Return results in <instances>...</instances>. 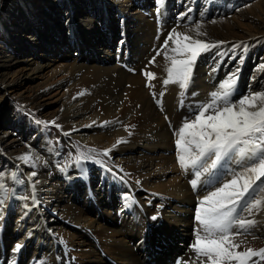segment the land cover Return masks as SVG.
Segmentation results:
<instances>
[{"label":"bare ground","instance_id":"bare-ground-1","mask_svg":"<svg viewBox=\"0 0 264 264\" xmlns=\"http://www.w3.org/2000/svg\"><path fill=\"white\" fill-rule=\"evenodd\" d=\"M114 1L116 0H88L86 2L88 7H93L96 3L95 9H88L84 16L77 19L74 15L83 8L80 4L74 8L66 5L55 10L49 6L43 7L44 12L51 15L55 23L67 35L63 33L57 42H62L66 38V43L63 41L65 43L63 48L76 50L73 52L77 55L73 62V69L63 84L78 78L82 80L78 93L74 95L71 93V96L67 95L68 97L64 99L68 118L72 119L73 123L79 119L88 118L90 111H97L93 114L105 119L102 118L103 121L98 119V126L104 131L103 134L114 136L107 145L106 142L100 143L96 136L92 138L86 130L79 128L74 131L70 129L69 137L79 138L88 151L96 150L89 155L91 159L104 165L108 171L107 173L104 169L107 176L98 178V182L93 178L85 183L80 178L82 176L77 171L68 170L69 167L64 166L62 160L59 167L65 172L58 173L59 171L53 170L56 161L52 153V145L45 144L40 130L34 133L31 139L25 141L30 145V158L38 159L37 168L31 170L30 164L16 168L5 158V153L13 149L18 150L24 144V139L21 135H17L15 139L6 142L5 138L7 140L9 132L0 126V172L4 173L2 182L11 188L10 199L15 205V210L7 208L4 205L7 198L0 199V264H13V261L15 264H40L41 261L44 264H156L166 258L167 253L164 250L170 249L174 254L178 246L182 247L183 253L175 255L172 264H201V261H207V258L203 256L197 258L190 247L195 239V230L199 228L193 214L194 210L192 211L194 204L199 202L200 197L207 190H213L214 186H218L221 180L232 179V173L242 174L238 178L236 188L255 178L256 173H243L242 170L248 166L246 162L241 161L239 157H233L224 161L219 169L213 170L215 178H212V186L201 182L196 189H193L190 181L195 178L194 170L187 168V172H183L185 175H181L182 177L179 175L180 182L171 187L167 196L161 193L160 198L152 195V197L142 195V198L135 193L139 190L138 187L141 189L143 185L168 178L175 172L174 167H167V163L160 159L163 153L177 148L176 139L180 138L179 129L185 121L192 119L193 109L196 106L208 102L210 93L217 91L219 84L230 76L235 78L232 101H238L242 96L250 93L264 92V66L258 63L255 65L252 61L246 60L245 52L241 53L239 50L243 47L240 40L223 33L227 38L225 41L209 44L210 47L207 50H199L186 90L182 91L177 83L173 82L165 86L163 81L167 78L166 68L172 66L171 58L175 56L176 59H184L191 55L183 49L186 42L182 36L179 38L181 54L177 55L171 51L173 47H176L173 44V40L177 39L175 33H173V40H169L168 47L161 49L167 34L175 28L176 32L182 35L206 42L204 30L226 32L230 27L228 21L231 16L228 19L220 18L226 10L218 12L217 15L216 12L211 11L207 14L203 13L205 10L202 12L200 9L201 12L195 14L198 5L203 4L206 8H212L216 3L215 0H165L164 6L168 13L163 12V7H159V12L157 8L149 11L153 12L154 17L163 18L166 21L168 30L161 36L153 33L151 18H142L143 15L139 13V10L134 13L118 10L112 15L109 23L115 29L119 28V24L126 25L124 30L120 28L122 39L116 48L108 45L105 49V46L102 47V43L105 45V40L103 39L102 42L99 40L100 31L105 24L104 19L108 20V16L114 10L112 6ZM128 3L129 1L125 0L122 5H128L131 8L133 5ZM28 4L27 0H16V2L10 0L7 5L6 0L0 8V30L6 35L5 38L14 42L15 51L16 47L18 51L26 48L29 53L22 59L24 65L17 74L15 72L16 76L3 81L2 89L4 90L15 91L24 87L26 82L32 79L31 75L43 67L40 60L50 50L47 36H50L52 41L57 40L59 36V29L48 25L13 30L10 24L11 13L17 5L26 8ZM4 8L7 14H10L9 16H4L2 12ZM115 20L117 23L113 25ZM197 24L198 31L202 35L196 34ZM24 31L26 35L22 34ZM247 41L252 42L253 38ZM158 50L161 51L160 55H157ZM15 51L12 50L1 56L4 58L0 60V77L5 74L6 61H15L18 58L19 53L14 55ZM165 52L168 55L167 60L164 58ZM94 53L96 55L93 57ZM153 57H155V63H149ZM81 58L85 59V63ZM96 59L97 62H95ZM145 72L155 73V78L146 77ZM113 82L116 87L109 90ZM146 84L152 86H146ZM126 85H128L127 89L132 86L131 93L128 94L129 98L126 96L127 92L126 98L120 96ZM141 92L144 93L141 94ZM161 92L164 93L162 97ZM87 95L104 96L95 101L86 102ZM255 103L256 108H248L249 111L264 107V101L260 99H257ZM239 107L237 104L235 110ZM114 109L116 113H112L113 118H108L111 110L114 111ZM99 110L102 113H98ZM211 114L213 113L209 110L205 113V117ZM96 117L93 119L95 120ZM118 139L121 140L119 144L125 145L122 144L123 147L119 149L117 146V149L114 147L112 153L114 159L108 161L102 148L106 146L111 148L112 144H117ZM190 139V136L185 135L182 148L184 146L191 151L193 149L192 154H195L197 149L195 144H188ZM78 160L75 159L76 162ZM123 160H127L128 164H124ZM80 166L81 164H78V167ZM12 169L21 171L23 184H16L17 178L14 180L12 171L10 175L5 176V173ZM32 172L36 173L34 177L31 175ZM208 179V175L202 173L201 181ZM172 180L175 179L172 178ZM93 183H96L95 190ZM260 183L261 181H256L257 185ZM232 190L228 189V191ZM255 195L256 199L261 200L258 208H253L251 214L241 213L246 220L257 222L251 228V234L229 237L230 241L240 245L235 249L236 252H243L249 248L254 251L264 248V192ZM77 197L81 199L78 202L85 204V208L76 203ZM145 197H148V200L142 202ZM115 202L118 203L117 206ZM93 204L98 217L102 215L101 208L107 207L103 209L105 211L103 215L107 212L109 217L106 219V224L97 221L96 218H90L85 213L86 209L88 211L93 209ZM156 205L159 208H156ZM109 206L116 207L112 213L116 214L117 220H114L113 216L111 218L112 213L108 214ZM56 216L62 218V221L58 218L57 220ZM153 216L157 218L153 220ZM14 219L16 224L13 226L11 221ZM65 225L74 226L75 234L69 233L70 231L64 233ZM75 226H78V229H75ZM1 227L4 230H1ZM11 228H13L12 232H10ZM235 230L233 228V232ZM201 235H203L202 232ZM19 236L20 238L16 240ZM17 243H21L23 247L14 252L13 249ZM29 247L33 248V252L26 256L25 250ZM257 259L258 257H252L247 264H252V260ZM230 264H237V261L233 260ZM260 264H264V261Z\"/></svg>","mask_w":264,"mask_h":264},{"label":"rangeland","instance_id":"rangeland-1","mask_svg":"<svg viewBox=\"0 0 264 264\" xmlns=\"http://www.w3.org/2000/svg\"><path fill=\"white\" fill-rule=\"evenodd\" d=\"M9 1L10 0H7V5L9 4ZM11 1L16 2V0H11ZM27 1L29 2V4L27 5L26 8L17 5L16 8L14 9V11L11 13L12 19L10 21V24L12 25L13 30L16 31V30L20 29L21 27H30V26L39 27V26L48 25L50 27L54 26L55 28L59 29V36H57V38H56L57 40H55V41H52L50 39V36H47V38H49L48 39V44H49L48 46L50 47V50L48 52H46L44 57L42 58V60H40V62L42 63V66H43L42 69L40 71L33 73L31 75L32 79L27 81L26 84L24 85V87H22L20 89H16L15 91H10L9 89H5V90L2 89L3 81H5V79H10V78H13L14 76H16L18 71L21 70L22 66L24 65V62L22 61V59L25 56L29 55V53H28V49H26V48H23L22 51L21 50L18 51V47H16V51H15L14 46H16V45L13 44L14 42L8 41L5 38L6 35L0 30V57L4 56L5 54H7L9 52H12V50L15 51L14 55L19 53L18 58H16L15 61H6V66L4 67L5 74H4V76L0 77V126L3 129H5L7 132H9V134L7 135V140L5 138L6 142H8L12 139H15L17 135H21L22 138L24 139V144L22 146H20L18 148V150L13 149L11 152L5 153V158L8 159V161L11 162V164H13V166H16V168H19V167L24 166L26 164H28V165L30 164L31 170L36 169L37 165H38V159L37 158H30L27 163H23L24 161L17 159V157H19L25 153H28L30 155V153H31L30 145L28 144V142H25V141H27L28 139H31L33 134L38 132V130H40L42 132L43 138L45 139V144L49 145V146L52 145L51 146L52 147V153H53V156H54L55 161H56L55 166L53 167V170L59 171L58 173H62L63 171L65 172V170H63V168L59 167L60 160H62L64 163V166L69 167L68 170L72 169L74 171H77V173L80 176H82L80 178L83 179L85 183L86 182L88 183V181H90L93 178L95 181L98 182L100 177L107 176L106 173L104 172V169H105L104 165H101L100 163H98L94 159H91V155H89L90 153H87L89 151L86 150L85 145L82 143L83 141H81L79 138H77L75 136L69 137L70 131L71 130L74 131L75 129H78V128L81 130H86L89 133L88 135H92V138L96 136V138L99 140L100 143L106 142V145L108 142H111L113 140L114 136L112 134H106V135L103 134L104 131L101 130L98 126V119H101L100 121H103L104 118L102 116L96 117V115L93 114L97 111H94V110L90 111L88 113V118L86 117L83 119H79V120H77V122H73V123H72V119L68 118V113H67L66 108H65L64 99H65V97L74 95V93L75 94L78 93L79 87H80V82L82 80V78H78V79L72 80L71 82H65L63 84V82L69 78V76L71 74L70 72L73 69V62L77 58V55H75L73 52L76 50H70L68 48H63L64 44L66 43V38L63 39L62 42H57L58 39L61 36H63V33H65V32L60 29L58 24L55 23L54 18H52L51 15H47L43 9L44 6H49V7L53 8V10H55L58 7H61V6L65 7L66 5L74 8V6L80 4L83 8L80 9V11L76 13V15H74L75 19H77L79 17L84 16L88 9L94 10L96 3L94 4L93 7L92 6L88 7V5L86 4V2L88 0H27ZM123 1H125V0L114 1L112 3V6L114 7L113 12L108 16V18H107L108 20L104 19L105 24L102 25V29L100 31L101 37L99 39L101 42L103 41V39L105 40V45L102 43V47L105 46V49H107L108 45H109L112 48H116L118 42L122 39L121 29L124 30L126 25L119 24V28L115 29L114 26H112L109 23L110 20L112 19V15L116 14L118 10L119 11H125V12L129 11V13H131V12L134 13L135 11L139 10V13H141L143 15L142 18H151V22L153 24L152 27H153V31H154L153 33H155V35H161L162 36L163 33L166 34V32L168 30L166 28L167 27L166 21L163 18L154 17L153 12H149L150 9L163 7V12L168 13V11L166 10V7L164 6L165 3H163V6H158L156 3V0H128L129 1L128 4L133 5L131 8H129L128 5H126V6L122 5ZM172 1H174V0H172ZM5 2H6V0H0V8H2V6L5 4ZM164 2H165V0H164ZM215 2L216 3H215V5L213 4L212 8H206V6L203 4L198 5L195 9V14H198L199 12H201L200 9H202V12L205 10V12H203V13L207 14L211 11L212 13L216 12L217 15H218V12H222V11L226 10L224 12V14H221L220 18H224V19L227 18L228 19V17L231 16L229 18V21H228L230 27H228L229 29L226 32L219 31V30L212 31L209 29L204 30V33H205L204 37L206 39L205 40L206 43L208 45L213 44V43H221V42L225 41V39H227L225 37V34H223V33H227L229 37L232 36L233 38L240 40V42H241L240 44L243 45V47H240L239 50H241L240 51L241 53L245 52L244 54H245L246 60L252 61L253 63H255V65H257V63H258V64H262L264 66V0H215ZM35 4H37V5H35ZM156 5H157V7H156ZM6 6H5V8H6ZM5 8H4V10H2V12H3L4 16H7V15L9 16L10 14H7ZM20 10H22V11H20ZM135 15H137V14H135ZM116 23H117L116 20L113 21V25ZM22 34L26 35V31H24ZM65 35H66V33H65ZM223 37H225V38H223ZM249 38L250 39L253 38V41L252 42L247 41V39H249ZM63 41H65V43ZM245 43H247V44H245ZM20 45H22V44L20 43ZM95 53L93 54V57L96 55ZM78 56H80V55H78ZM3 58L4 57H1L0 60H2ZM81 60H83L85 63L84 58H81ZM95 62H97V59L95 60ZM263 69H264V67H263ZM15 72H16V74H15ZM115 82H113L111 84L112 89L110 88L109 90L115 89V87H116ZM72 83H73V85H72ZM127 87H128V85H126V88L124 89L125 91L123 90L122 95H120L123 98H126V96H128V98H129V95L131 93L130 89H132V86L130 89H127ZM143 87L145 88V86H143ZM126 92H127V95H126ZM143 93L144 92H141V94H143ZM102 96H104V95H101L98 97H96L94 95H90V96L87 95V96H85V101L86 102H92V101H95L97 99L102 98ZM89 97H91V98H89ZM114 111L111 110L110 116H108V118H113L112 113H116L115 109H114ZM98 113H102V112L100 111ZM161 115H162L161 117L163 118V114H161ZM94 117H96L95 120L93 119ZM114 118H116V116ZM75 126H77V127H75ZM25 128H26V130H24ZM11 131H13V132H11ZM29 131H30V133H29ZM99 132H101V133H99ZM109 136H110V138H109ZM178 139H176V140H178ZM122 144L125 145L124 143L112 144L111 148H109L107 146L105 148H102L103 152L106 149L111 150L110 153L108 152V155H106V159L108 161H112L114 159L113 154H112L113 149H115L116 146L118 147V149H119V147L120 148L123 147V146H121ZM114 145H115V148L113 147ZM181 148H182V146H181ZM181 148L178 149V147H177L173 151H170V152L167 151L166 153H163V155H162L163 157L161 156L162 158L160 159V161L164 160L162 162L167 163V167L171 166L170 168L174 167L173 169H175V172L171 174L172 176L170 175L171 177L170 176L168 177L170 180L168 178H165L163 180L161 179V180H158L157 182H154L151 184L143 185L141 187V189H140V187H138L139 190H137V191L134 190L135 193H137L139 196H142V195L147 196L148 195L150 197L155 196V198L162 197L161 193L163 195L167 196V192L171 189V187L178 184L180 182V177L185 175L183 172L184 171L187 172V168H185L183 170L178 165L179 164L178 162H176L177 164L175 163V161H177L178 154H184L183 149L185 147L183 146V148L182 149ZM192 151H193V149H192ZM192 151H191V154H192ZM148 154H150V153H148ZM170 154L173 156H171ZM85 156H87L88 158L85 159ZM75 159H79V160L76 162ZM123 161H124V164H128L127 160H123ZM155 161L157 162L158 160H155ZM162 162H160V163H162ZM170 163H171V165H169ZM174 163L176 164L178 170H177ZM78 164H81V166L78 167ZM33 165H35V166H33ZM161 167L162 166L159 164V168H161ZM17 170L16 171H13V169L8 170L5 173V176H7L8 174L10 175L11 171H12V177H13V174H15L14 180L17 178L15 180L16 184H19V183L23 184L22 173L20 170L17 172ZM180 172H182V173H180ZM19 173L21 176L19 175ZM107 173H108V171H107ZM179 175H180V177H179ZM172 178L175 180H172ZM114 180H116V179H114ZM261 181H264V177L263 178L261 177ZM164 182H167V183H164ZM170 182H172L173 184ZM78 185H81V184H78ZM92 186L95 190L96 183H93ZM210 190H212V189H210ZM210 190H207V192L204 193L202 195V197L205 196ZM163 191H164V193H163ZM10 196H11V188H9V187H7V185H5V188L2 191H0V199L5 200L7 198L6 202L4 204V205H6L5 207L14 209L15 205H14L13 201H11ZM143 196H142V198H143ZM202 197H200V198H202ZM147 198L148 197H145L142 200V202L147 201L148 200ZM77 199H79V198L77 197L75 199L76 203L81 200V199H79V200H77ZM117 200H119V198H117ZM115 204H116V206L118 205L117 202H115ZM78 205L85 208V206H84L85 204H81V202H78ZM92 206H93V209L91 211H88V209H86L85 213H87L90 218H96L97 221H100V222H103L104 224H106V219H109V217L107 216V212L105 213V215H103V212H105V211H103V209H107V207L101 208L102 209V215L98 217V212H97L94 204ZM197 206H198V201L194 204V206L192 208V211L194 210L193 214H196ZM155 207L159 208L158 205H156ZM134 208H135V206H134ZM115 210H116V207L114 208V206H111V207L109 206L108 214L109 213L111 214ZM112 216L114 217V220H117V216L115 213H112L111 218H113ZM55 218L56 219L58 218L62 221V218H59L58 216H56ZM15 224L16 223H15V219H14L11 221V225L14 226ZM2 227H4V226H2ZM2 227H1V230H4ZM63 229L65 230L64 233H66V232L68 233L70 231L69 233L75 234L74 226L67 227L65 225V226H63ZM75 229H78V226H75ZM12 230H13V228L10 229V232H12ZM20 236H21V234H20ZM20 236L17 237L16 240H18V238H20ZM76 240H78V238H76ZM60 244H62V242ZM178 247L179 248L176 249V253H174V254H173V251H170V249L164 250L167 253V255H166V258L163 259L160 263L161 264H169V263L172 264V260L174 259L173 257L177 254L183 253L182 247H180V246H178ZM10 249H11V247L9 248V250ZM1 251L4 252V250H1ZM25 251H27L26 256H29L32 254L33 248L29 247ZM161 251L163 252V250H161ZM160 263H156V264H160Z\"/></svg>","mask_w":264,"mask_h":264},{"label":"snow or ice","instance_id":"snow-or-ice-1","mask_svg":"<svg viewBox=\"0 0 264 264\" xmlns=\"http://www.w3.org/2000/svg\"><path fill=\"white\" fill-rule=\"evenodd\" d=\"M156 3L158 6H163L164 0H156ZM159 10L158 7L157 11ZM198 29L197 24L196 34L202 35ZM173 33L177 37L176 40H173ZM181 36L186 42L183 49L191 55L184 59H176L175 56L171 58L172 66L166 68L167 78L164 79L163 84L167 86L170 82L177 83L183 91L190 83L194 60L199 55V50H207L210 45L188 35H182L173 28L164 39L161 49H166L169 40H173L176 47H173L171 51L177 55L181 54L179 47ZM160 54L161 51L158 50L157 55ZM164 58L168 59L166 52ZM149 63H155V57ZM144 75L148 78H155V73L145 72ZM146 86L152 85L146 84ZM234 89V76L222 81L218 90L210 93L208 102L199 104L193 109L192 119L183 123L179 129L180 138L176 142L180 149L185 141V135H188L191 137L188 144H195L197 149L195 154H191L190 148L185 147L184 154H178L177 157L182 169L194 170L195 178L190 181L193 189H196L198 183L201 182L212 186V178H215L213 170L219 169L224 161L233 157H239L241 161L248 164V167L242 170L244 174L256 173L254 179L245 182L240 188L235 186L242 174L232 173V179L221 180L218 186H214L213 190L200 198L195 214L199 228L195 230V239L190 247L197 258L201 256L207 258V261H201V264H230L233 260L237 261V264H247L252 257H258L257 260H252V264H260L264 261V248L258 251L249 248L243 252H236L235 249L240 245L229 239L230 236L251 234L250 230L257 222L246 220L241 213L251 214L253 208H258L261 200L256 199L255 194L264 192V181H261V177H264V107L256 111L248 110V108H256L257 99L264 101V92L250 93L242 96L238 101H232L231 96ZM163 95L164 93L161 92L160 96ZM237 104L240 107L235 110ZM209 110L213 114L205 117V113ZM120 142L121 140L118 139L117 144ZM95 151L92 149L89 153ZM109 151L110 149H106L103 154L107 155ZM87 158L85 156V159ZM17 159L27 163L30 156L25 153ZM202 173L207 174L209 179L201 181ZM31 175L34 177L36 173L32 172ZM3 178L4 173L0 172V191L5 188ZM256 181H261V183L257 185ZM228 189L233 190L228 191ZM156 218V216L152 217L153 220ZM233 228L236 229L235 232ZM22 247L21 243H17L13 251L17 252ZM13 264H15L14 261ZM40 264L44 262L41 261Z\"/></svg>","mask_w":264,"mask_h":264}]
</instances>
